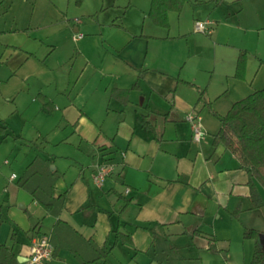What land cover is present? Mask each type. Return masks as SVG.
Masks as SVG:
<instances>
[{
	"label": "crops",
	"instance_id": "crops-1",
	"mask_svg": "<svg viewBox=\"0 0 264 264\" xmlns=\"http://www.w3.org/2000/svg\"><path fill=\"white\" fill-rule=\"evenodd\" d=\"M230 1L188 0L162 26L149 16L151 0H0V80L11 84L0 114L8 126L0 241L20 264H30L32 239L50 236L57 219L17 183L38 154L62 172L61 219L101 246L131 235L115 244V264H250L255 239L244 228L264 232V204L252 207L248 171L214 144L213 110L224 114L264 87V58L234 43L236 26L248 41L264 27V0L246 1L247 25ZM197 19L212 21L210 30L197 31ZM114 88L129 89V100ZM192 110L203 117L200 140L186 119ZM105 160L115 172L98 185L93 173ZM255 183L264 200V182ZM44 264L82 263L63 248Z\"/></svg>",
	"mask_w": 264,
	"mask_h": 264
},
{
	"label": "trees",
	"instance_id": "trees-1",
	"mask_svg": "<svg viewBox=\"0 0 264 264\" xmlns=\"http://www.w3.org/2000/svg\"><path fill=\"white\" fill-rule=\"evenodd\" d=\"M188 0H151L149 16L158 25H169V12L180 11ZM248 51L242 49L238 55L235 76L245 77ZM112 96L123 102L129 100V89L114 88ZM46 105L49 99L42 95ZM221 125L214 135V144L231 150L238 158L240 165L249 173L252 207L264 204L261 193L255 183V178L264 182V87L255 89L246 96L236 100L229 110L222 114L213 110ZM143 122L149 128L154 126L147 120ZM7 123L0 119V132L6 133ZM53 160L36 155L18 177L20 187L28 190L33 198L45 210L57 219L50 233L53 243V255L65 248L70 250L82 264H115L111 254L119 239L131 241V235L125 232L117 234L112 243L99 245L92 238L85 237L68 222L59 217L65 206L66 192L55 194L54 188L62 172L52 168ZM240 209L234 211L238 216ZM261 231L252 227L244 228V237L255 239V249L250 264H264V245L260 242ZM0 264H20L11 248L0 241Z\"/></svg>",
	"mask_w": 264,
	"mask_h": 264
},
{
	"label": "built area",
	"instance_id": "built-area-1",
	"mask_svg": "<svg viewBox=\"0 0 264 264\" xmlns=\"http://www.w3.org/2000/svg\"><path fill=\"white\" fill-rule=\"evenodd\" d=\"M212 21L197 19L195 21V29L197 31L206 32L210 30V25ZM83 36L82 32H77L75 38H80ZM186 119L192 124L193 127V138L195 140H200L204 137L202 115L192 110L186 114ZM116 164L111 160H105L97 165L96 170L93 173V179L98 185H102L106 178L115 172ZM12 176H16V173H13ZM131 189L126 188V191L129 192ZM54 246L50 240V236L46 234L37 235L32 239L30 244V255L29 263L30 264H44L49 259L53 257Z\"/></svg>",
	"mask_w": 264,
	"mask_h": 264
},
{
	"label": "rangeland",
	"instance_id": "rangeland-1",
	"mask_svg": "<svg viewBox=\"0 0 264 264\" xmlns=\"http://www.w3.org/2000/svg\"><path fill=\"white\" fill-rule=\"evenodd\" d=\"M247 0H233L230 1L229 4L232 6H235L236 9H240V12L242 13V17H243V23L244 24H248L250 22V17L248 16V14H250L248 12V5L246 3ZM187 2H185L186 4ZM184 4V5H185ZM219 22L221 21V19H218ZM235 39H234V43L236 45H250L251 46V50H253L254 53H256V55L258 56V58L262 57L264 58V27L261 29H256L255 31H251L250 35L252 36V39H249V41L247 40L246 36L244 35V32L242 30V28H239L238 26L235 27ZM6 66L4 65H0V70L2 71V74H5L4 69ZM11 86L8 84L4 83V80H0V114H6L8 112V108H9V103L6 98V91H9V87ZM22 98V96H21ZM14 106V105H12ZM13 169H15L16 171H18L20 169V167L15 166Z\"/></svg>",
	"mask_w": 264,
	"mask_h": 264
},
{
	"label": "water",
	"instance_id": "water-1",
	"mask_svg": "<svg viewBox=\"0 0 264 264\" xmlns=\"http://www.w3.org/2000/svg\"><path fill=\"white\" fill-rule=\"evenodd\" d=\"M260 242L262 245H264V232L260 233Z\"/></svg>",
	"mask_w": 264,
	"mask_h": 264
}]
</instances>
